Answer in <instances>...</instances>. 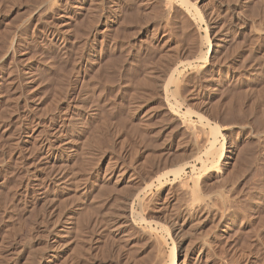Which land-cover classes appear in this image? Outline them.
I'll return each mask as SVG.
<instances>
[{
  "label": "rangeland",
  "instance_id": "rangeland-1",
  "mask_svg": "<svg viewBox=\"0 0 264 264\" xmlns=\"http://www.w3.org/2000/svg\"><path fill=\"white\" fill-rule=\"evenodd\" d=\"M172 250L264 264V0H0V264Z\"/></svg>",
  "mask_w": 264,
  "mask_h": 264
},
{
  "label": "bare ground",
  "instance_id": "bare-ground-1",
  "mask_svg": "<svg viewBox=\"0 0 264 264\" xmlns=\"http://www.w3.org/2000/svg\"><path fill=\"white\" fill-rule=\"evenodd\" d=\"M41 2H42V0H40ZM180 1V0H179ZM182 2V1H181ZM49 5V4H48ZM183 5V4H182ZM188 5V4H187ZM76 6V5H75ZM81 9V8H80ZM167 9V8H166ZM246 9V8H245ZM233 12V11H232ZM188 14V13H187ZM198 21V20H197ZM60 24V23H59ZM228 28V27H227ZM260 29V28H259ZM57 31V30H56ZM203 32H205V31H203ZM64 33H65V31H64ZM205 34H206V32H205ZM204 34V35H205ZM62 35V34H61ZM213 38V37H212ZM216 38V37H215ZM219 40H220V38H218ZM204 40H205V42H206V39L204 38ZM207 42H208V40H207ZM220 43H222L221 41H220ZM208 46H210V44H209V42H208ZM218 47V46H217ZM7 48V47H6ZM14 48V47H13ZM219 48V47H218ZM220 49V48H219ZM198 50V49H197ZM208 51V50H207ZM207 51H206V53H207ZM202 55V54H201ZM199 57V56H198ZM205 58H206V56H205ZM197 60V59H196ZM205 60V59H204ZM194 61V60H193ZM212 64V63H211ZM173 71V70H172ZM202 71V70H201ZM231 73V72H230ZM204 75V74H203ZM172 77V76H171ZM30 80V79H29ZM207 80V79H206ZM209 80V79H208ZM167 83V82H166ZM175 83V82H174ZM164 87V86H163ZM165 92V91H164ZM170 106V105H169ZM180 107V106H179ZM172 110V109H171ZM178 110V109H177ZM173 112V111H172ZM188 112H190V111H188ZM196 115V114H195ZM184 118V117H183ZM177 119V118H176ZM200 122V121H199ZM201 123V122H200ZM205 124H207V123H205ZM214 125V124H213ZM186 125H184V127H185ZM204 126V125H203ZM217 126V125H216ZM183 127V128H184ZM186 128V127H185ZM209 128V127H208ZM215 128H217V127H215ZM214 128V130L213 129H210L211 131H212V134L209 132L208 134H211L212 135V137L213 136H215L216 135V133L218 134V131L216 130ZM188 129V128H187ZM191 129V128H190ZM200 129V128H199ZM218 129V128H217ZM201 131H202V129H200ZM192 131H194V130H192ZM217 131V132H216ZM189 132V131H188ZM195 132V131H194ZM207 132V131H206ZM192 133V132H191ZM201 134H203V133H201ZM205 134V133H204ZM207 134V133H206ZM190 135H192L193 136V134H190ZM195 135V134H194ZM199 135V134H198ZM216 136H218V135H216ZM190 137V136H189ZM197 137V136H196ZM214 138V137H213ZM204 139L205 140H203V141H205V143L206 142H208V139L207 138H205L204 137ZM206 139H207V141H206ZM216 139V138H215ZM192 140V139H191ZM199 140V139H198ZM198 140H196V141H198ZM201 140V139H200ZM199 140V141H200ZM211 141V140H210ZM215 140H213V142H214ZM83 142H84V140H83ZM152 143V142H151ZM203 144H204V142H203ZM198 145V144H197ZM213 145H214V143H213ZM213 146H212V143H211V146H210V149H209V151L207 152L208 154L207 155H209L208 157L210 158V160L208 161V163H206V161L202 164L203 165V168H204V170L207 172V173H211V174H216L217 175V173H219V171L221 170L220 169V162H219V151H217L216 149H213L212 148ZM208 148H209V146H208ZM207 148V149H208ZM190 150V149H189ZM195 151V150H194ZM193 151V152H194ZM206 151V150H205ZM204 154H206V152L204 153ZM86 155V154H85ZM202 155H203V153H202ZM204 156V155H203ZM205 157H207L206 155H205ZM204 157V158H205ZM195 158H196V156H195ZM197 158H199V156L197 157ZM193 159V158H192ZM197 160H199V159H197ZM205 160V159H204ZM207 160V159H206ZM185 161V160H184ZM201 161V160H200ZM202 163V162H201ZM184 164V163H183ZM205 164V165H204ZM207 164V165H206ZM185 165H187V164H185ZM201 166V165H200ZM183 167H184V165H183ZM180 168H182V167H180ZM202 168V167H201ZM178 170H179V167L177 168ZM204 170H202V171H204ZM176 171V170H175ZM175 171H173V172H175ZM178 171H176L175 173H177ZM179 173V172H178ZM210 175V174H209ZM177 177H178V175H176ZM219 176V175H218ZM59 177V176H58ZM222 177V176H221ZM218 178V177H217ZM201 180V179H200ZM218 180V179H217ZM197 181V180H196ZM216 181V180H215ZM182 182V181H181ZM199 182V181H198ZM159 183V182H158ZM177 183V182H176ZM184 183V182H183ZM179 184H181V183H179ZM216 184V183H215ZM178 185V184H177ZM196 186H197V182H196V184H195ZM199 185V184H198ZM204 185V184H203ZM209 185V184H208ZM207 185V186H208ZM228 185V184H227ZM180 186V185H179ZM186 187V186H185ZM136 188V187H135ZM174 188V187H173ZM172 188V189H173ZM139 189V188H138ZM176 189H178L177 187H176ZM186 189V188H185ZM188 189V188H187ZM200 189V188H199ZM180 190V189H179ZM178 191V190H177ZM149 192V191H148ZM185 192H186V194H185ZM195 192V191H194ZM182 193V192H181ZM197 193V191L195 192V193H193V192H189V190H185L184 191V194L187 196V198L186 199H188L189 197L188 196H190V201H189V199H188V203L186 204V202H184L185 203V210H186V212L188 213V215H190V213H193V212H196L200 207L204 210L205 209V212L206 211H210V209L211 208H213V207H211V205H213V203L212 204H210V200H211V198L210 197H208V198H206L205 197V195L203 196V197H205V198H203V200L201 201V198L200 197H198V194H196ZM135 194V193H134ZM180 194V193H179ZM183 194V195H184ZM211 194H213V193H211ZM221 194V193H220ZM133 195V194H132ZM202 195V194H201ZM222 196V195H221ZM144 197V196H143ZM214 197V196H213ZM216 197V196H215ZM214 197V198H215ZM184 198V197H183ZM200 198V199H199ZM218 198V197H217ZM210 199V200H209ZM163 200V199H162ZM184 200V199H183ZM198 200H200L201 201V203L200 202H195V201H198ZM212 201H213V199H212ZM217 201H220V200H217ZM224 201V200H223ZM228 202V201H227ZM144 203V202H143ZM200 203V204H199ZM230 203V202H229ZM130 204H132V203H130ZM145 205V204H144ZM214 206V205H213ZM228 206V205H227ZM202 209H199V212L202 210ZM202 210V211H203ZM227 210V209H226ZM202 211L200 212V213H202ZM220 212V211H219ZM222 212V211H221ZM107 213V212H106ZM143 213V212H142ZM186 213V214H187ZM199 213V214H200ZM194 214V213H193ZM197 214H198V212H197ZM192 215V214H191ZM205 216V215H204ZM191 218V217H190ZM143 220V219H142ZM141 220V221H142ZM139 221V220H138ZM201 221V220H200ZM150 222V221H149ZM197 222V221H196ZM147 223V222H146ZM200 223V222H199ZM198 223V224H199ZM142 233H143V231H142ZM145 234V233H144ZM154 234V233H153ZM155 235V234H154ZM155 238H156V236H155ZM158 238V237H157ZM148 239V238H147ZM151 239V238H150ZM153 239V238H152ZM203 239V238H202ZM53 240V239H52ZM154 240V239H153ZM160 240V239H159ZM201 241V240H200ZM159 242V241H158ZM205 242V241H204ZM155 243V242H154ZM161 243V242H160ZM155 244H157V243H155ZM159 246H160V244H158ZM201 246V248L204 246H202V245H200ZM206 246H208V245H206ZM158 249V248H157ZM162 250V249H161ZM198 250H200V247H199V249ZM163 251H161V252H159L160 254L162 253ZM201 252V251H200ZM200 252H198V253H200ZM203 252V251H202ZM153 254V253H152ZM162 255H164V254H162ZM168 255V254H167ZM201 255V254H200ZM177 256H179V255H177ZM161 257H163V256H161ZM168 257V258H167ZM166 258H167V260L169 261L168 262V264H175V260H176V255H175V252L172 250V251H170V253H169V255L167 256ZM210 257V256H209ZM159 259V258H158ZM163 260V259H162ZM161 259H159V260H156V261H161V264H162V261ZM164 262H165V260H164ZM188 262H186V260H185V258H184V260H183V262H182V264H187ZM150 264V263H149Z\"/></svg>",
  "mask_w": 264,
  "mask_h": 264
}]
</instances>
